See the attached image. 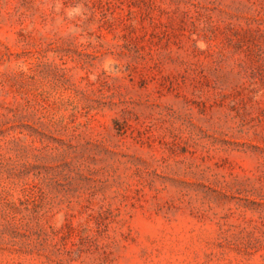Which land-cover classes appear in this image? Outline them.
<instances>
[{"label":"rangeland","instance_id":"obj_1","mask_svg":"<svg viewBox=\"0 0 264 264\" xmlns=\"http://www.w3.org/2000/svg\"><path fill=\"white\" fill-rule=\"evenodd\" d=\"M0 264H264V0H0Z\"/></svg>","mask_w":264,"mask_h":264}]
</instances>
